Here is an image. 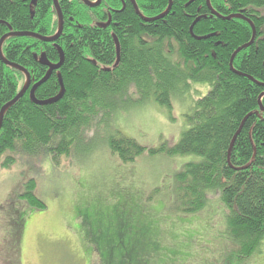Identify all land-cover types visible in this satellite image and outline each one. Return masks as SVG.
Instances as JSON below:
<instances>
[{
    "label": "trees",
    "instance_id": "obj_1",
    "mask_svg": "<svg viewBox=\"0 0 264 264\" xmlns=\"http://www.w3.org/2000/svg\"><path fill=\"white\" fill-rule=\"evenodd\" d=\"M57 1L63 30L54 43L30 37H10L2 43L3 58L29 74L30 88L48 71L38 62L40 56L55 65L60 48L61 67L34 97L55 98L59 77L64 94L56 103L37 105L30 100L29 88L6 110L0 128V167L13 165V154L50 157L56 165L84 134L121 110L130 96L171 110L173 96L206 86L207 93L199 95L186 113L189 127L177 142L146 148L118 133L108 138L109 152L123 164H133L144 153L198 160L173 173L162 210H137L131 220L114 206L98 207V219L90 222L86 233L90 264L93 256L95 264H175L184 250L173 251L172 245L165 249L158 230L153 231L155 220L161 225L159 217L170 214L171 223L180 228L187 225L186 219L204 213L214 199L222 206L221 231L207 222L203 227L214 230L215 238L209 231L206 235L234 247L228 259L236 263L259 253L264 243V113L259 110V100L264 108V0H171L170 11L152 22L144 20L164 14L168 0H134L139 14L130 0H101L98 26L95 12L80 0ZM102 6L116 9L110 20L101 18ZM8 31L53 37L58 31L53 0H0V39ZM249 43L230 70L233 53ZM24 82L21 72L0 60V109ZM35 189L34 179L26 180L21 192L4 204L5 264H20L29 211L46 209Z\"/></svg>",
    "mask_w": 264,
    "mask_h": 264
},
{
    "label": "rangeland",
    "instance_id": "obj_2",
    "mask_svg": "<svg viewBox=\"0 0 264 264\" xmlns=\"http://www.w3.org/2000/svg\"><path fill=\"white\" fill-rule=\"evenodd\" d=\"M201 87L173 96L171 110L151 99L130 96L121 110L84 134L81 143L71 148L68 157H60L56 165L50 157L7 154L15 162L6 169L0 167V264H5L6 256L4 204L10 195L21 192L26 180L34 179L35 194L46 209L28 213L20 264H90L91 248L86 233L91 230L90 222L98 219V207L110 210L114 206L131 220H135L137 210L149 207L162 210L173 173L180 165L198 158L151 157L144 153L133 164H123L109 152L106 142L116 133L146 148L177 142L189 127L186 113L198 96L208 91L206 86ZM221 209V204L214 199L204 213L186 219L187 225L180 228L171 223L170 214L159 217L161 225L155 220L153 231L158 230L162 244L172 245L173 251L184 250V255L174 259L175 264H264V243L259 253L236 263L228 259L234 247L212 240L214 230L221 231ZM207 222L214 230L203 227ZM207 231L213 235L207 236ZM95 263L93 256L91 264Z\"/></svg>",
    "mask_w": 264,
    "mask_h": 264
},
{
    "label": "water",
    "instance_id": "obj_3",
    "mask_svg": "<svg viewBox=\"0 0 264 264\" xmlns=\"http://www.w3.org/2000/svg\"><path fill=\"white\" fill-rule=\"evenodd\" d=\"M82 2L85 3V5L89 6V7H94L95 5H92L90 4L87 0H81ZM131 1V4L134 8V11L136 14H139L138 12V8L134 2V0H130ZM100 0H98V4H99ZM208 2V0H207ZM53 5L56 9V12L58 14V20H59V28H58V31L57 33L53 36V37H43V36H40L39 34H36V33H27V32H20V33H10V34H7L5 36H3L1 39H0V60L2 61L3 64L5 65H8V66H11L15 69H17L19 72H21L24 77H25V82H24V85L23 87L21 88V90L18 92V94L10 101L8 102L7 104H5L1 109H0V128H1V124H2V121H3V116L6 112L7 109H9L11 106H13L25 93L26 91L29 90L30 88V78H29V74L21 67H18L14 64H10L9 62H7L3 56H2V53H1V46H2V43L5 41V39L7 38H10V37H30V38H34V39H37L43 43H54L61 35L62 33V30H63V19H62V15H61V12H60V9H59V5H58V1L57 0H53ZM170 8H171V0H168V7H167V10L165 11L164 14H162L161 16L159 17H156L154 19H149V20H144L145 22H152V21H155V20H158V19H161L162 17H164L169 11H170ZM198 21V19L193 23V25ZM193 25L191 26L190 28V33L192 34V27ZM252 31H253V36H252V40L251 42L254 40V37H255V31H254V28L252 27ZM205 39V38H203ZM250 42V43H251ZM249 44H246L240 48H238L232 55L231 59H230V62H229V68L230 70H233L232 68V62H233V59L235 58V56L243 49L247 48ZM58 51H59V54H60V58H59V62L55 65H52L50 64L47 60H46V57L44 54H42L38 60V62L40 63V65L42 66H45L48 68V71L47 73L45 74V76L40 80L38 81L37 83H35L29 90V97H30V100L34 103V104H37V105H47V104H53V103H56L57 101H59L61 99V97L63 96L64 94V88H63V85H62V82H61V79L59 77V85H60V93L55 97V98H52L50 100H47V101H37L34 97V93L35 91L37 90L38 87H40L42 84H44L48 79L49 77L51 76L52 72L58 70L62 63H63V54H62V50L60 48H58ZM116 55H117V62H118V59H119V46H118V43L116 42ZM116 62V64H117ZM251 80V79H250ZM262 96H260L261 98ZM259 110L261 112L264 113V108L261 106L260 104V100H259Z\"/></svg>",
    "mask_w": 264,
    "mask_h": 264
},
{
    "label": "flooded vegetation",
    "instance_id": "obj_4",
    "mask_svg": "<svg viewBox=\"0 0 264 264\" xmlns=\"http://www.w3.org/2000/svg\"><path fill=\"white\" fill-rule=\"evenodd\" d=\"M34 1H35V0H33V2H34ZM80 1H81V0H80ZM87 1H88L90 4H92V5H95V4H96L94 7L91 8V7L87 6V5H85V3L81 1L82 4H83L86 8H89V9H91V10H93V11L95 12L96 17H95V16H94V17L96 18V22H97L95 25L98 26V20H97V19H98V8H100V6H101V2H102V1L100 0L99 4H98V0H87ZM130 2H131V1H130ZM123 8H124V7H123ZM115 10H116V9H113V8H111V7H110V8H107V7H103V6H102V8L100 9V11H101V13H100L101 18H103V16L106 15V16H107V19L110 20V17H109L110 12H115ZM105 11H106V13H105ZM57 15H58V14H57ZM62 19H63V18H62ZM109 22H110V21H108V23H109ZM108 23H107V24H108ZM99 25H101V24H99ZM58 28H59V20H58ZM7 29L10 30V27H8ZM10 33H20V32H12V31H8V32L5 33V35L10 34ZM5 35H4V36H5ZM7 39H9V38H7ZM7 39H5V40H7Z\"/></svg>",
    "mask_w": 264,
    "mask_h": 264
},
{
    "label": "bare ground",
    "instance_id": "obj_5",
    "mask_svg": "<svg viewBox=\"0 0 264 264\" xmlns=\"http://www.w3.org/2000/svg\"><path fill=\"white\" fill-rule=\"evenodd\" d=\"M191 34V33H190Z\"/></svg>",
    "mask_w": 264,
    "mask_h": 264
}]
</instances>
